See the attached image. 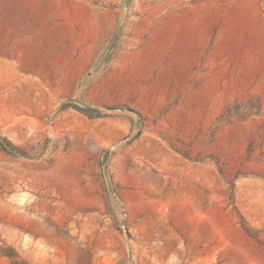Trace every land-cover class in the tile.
Listing matches in <instances>:
<instances>
[{
	"label": "rangeland",
	"instance_id": "obj_1",
	"mask_svg": "<svg viewBox=\"0 0 264 264\" xmlns=\"http://www.w3.org/2000/svg\"><path fill=\"white\" fill-rule=\"evenodd\" d=\"M0 264H264V0H0Z\"/></svg>",
	"mask_w": 264,
	"mask_h": 264
},
{
	"label": "trees",
	"instance_id": "obj_2",
	"mask_svg": "<svg viewBox=\"0 0 264 264\" xmlns=\"http://www.w3.org/2000/svg\"><path fill=\"white\" fill-rule=\"evenodd\" d=\"M11 149L14 150V151L17 150L16 147H14V146H12V145H11Z\"/></svg>",
	"mask_w": 264,
	"mask_h": 264
},
{
	"label": "bare ground",
	"instance_id": "obj_3",
	"mask_svg": "<svg viewBox=\"0 0 264 264\" xmlns=\"http://www.w3.org/2000/svg\"><path fill=\"white\" fill-rule=\"evenodd\" d=\"M13 210L15 209V208H12ZM34 224L37 226V222H34ZM41 225V224H40Z\"/></svg>",
	"mask_w": 264,
	"mask_h": 264
}]
</instances>
